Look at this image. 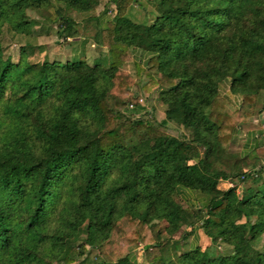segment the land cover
<instances>
[{"label":"trees","instance_id":"obj_1","mask_svg":"<svg viewBox=\"0 0 264 264\" xmlns=\"http://www.w3.org/2000/svg\"><path fill=\"white\" fill-rule=\"evenodd\" d=\"M102 1L0 0V264H264V0Z\"/></svg>","mask_w":264,"mask_h":264},{"label":"rangeland","instance_id":"obj_2","mask_svg":"<svg viewBox=\"0 0 264 264\" xmlns=\"http://www.w3.org/2000/svg\"><path fill=\"white\" fill-rule=\"evenodd\" d=\"M103 2L99 5L98 10L101 9ZM147 9H143L142 7L136 6L134 11L135 15L137 16L138 19H143L145 17H148V9H150L149 6L146 7ZM66 15L70 14V8L67 7V10L65 11ZM29 15H35L34 12H30ZM150 17V16H149ZM37 28H35L36 30ZM90 32V31H89ZM87 43H86V58L91 62L95 57L98 56V52L96 49V46H94V43L92 40L89 38H86ZM80 41V37H75L72 38V41ZM37 41L39 43H42L45 47V52L49 55L51 59H59V60H66L71 57L72 54V45L70 44L71 39L62 41L58 40L57 36L55 34H49V35H43V36H38ZM77 47L80 46L79 43H75ZM16 47L12 48L13 54L17 53V50L15 49ZM146 104V107H152L154 106L155 109L152 113H145L143 115L144 118L149 119L154 122H159L164 118V113L161 107L156 103L155 100V94L148 95L146 98V101H144ZM168 132L172 134H176V130L173 128H170L167 130ZM247 131H256V132H264V112H262L259 116L254 117L253 121L245 125L242 129V132L240 133V136L237 138V140L233 143L232 145V151L231 154H226L224 156L219 157L218 159L213 161V167L221 170H225L227 172H233L234 170H241V171H246L250 167V165H247L250 163V160L247 159L246 161L241 158V151L243 149L244 141L246 139V133ZM257 158L260 160H264V144L257 149ZM259 163L261 161H258ZM236 163V168H234V164ZM229 183L226 181H221L220 186H228ZM252 183L251 181H247L244 183V185L240 186L238 188L239 192H243L246 187L251 186ZM89 264H93L92 262Z\"/></svg>","mask_w":264,"mask_h":264},{"label":"built area","instance_id":"obj_3","mask_svg":"<svg viewBox=\"0 0 264 264\" xmlns=\"http://www.w3.org/2000/svg\"><path fill=\"white\" fill-rule=\"evenodd\" d=\"M129 107H132V105L130 104Z\"/></svg>","mask_w":264,"mask_h":264}]
</instances>
